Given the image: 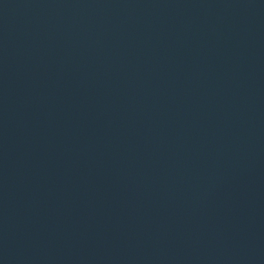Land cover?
Listing matches in <instances>:
<instances>
[{
  "label": "water",
  "instance_id": "1",
  "mask_svg": "<svg viewBox=\"0 0 264 264\" xmlns=\"http://www.w3.org/2000/svg\"><path fill=\"white\" fill-rule=\"evenodd\" d=\"M0 264H264V0H0Z\"/></svg>",
  "mask_w": 264,
  "mask_h": 264
}]
</instances>
